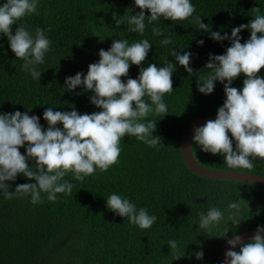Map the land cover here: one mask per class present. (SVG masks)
Returning <instances> with one entry per match:
<instances>
[{
    "label": "trees",
    "instance_id": "1",
    "mask_svg": "<svg viewBox=\"0 0 264 264\" xmlns=\"http://www.w3.org/2000/svg\"><path fill=\"white\" fill-rule=\"evenodd\" d=\"M5 2L0 0V5ZM190 2L196 9L191 18L175 22L161 18L152 23L146 18L141 35L128 31L127 18L140 12L134 0H38L37 12L18 21L12 31L14 34L21 24L33 34L41 28L51 40L44 63L37 66L42 71L39 80L21 67L23 61L15 57L7 37L0 33V114L27 112L40 118L44 130L48 127L43 119L47 107L53 111L74 108L79 114L101 110L90 103L93 93L84 92L83 86L66 91L65 79L77 72L86 75L88 65L98 62L99 51H107L114 40L127 39L131 45L147 39L152 44L146 61L131 65L128 76L121 78L124 82L137 78L139 68L148 64L164 67L166 60L176 64L170 50L191 52L193 69L188 74L176 65L174 90L163 97L168 114H150L143 121H157L153 135L160 137L163 145L153 148L125 136L118 164L103 173L97 170L83 181L69 174L64 179L74 185L72 194H57L55 202L48 201L46 194H42L44 202L40 204L31 203L30 196L9 200L0 190V264H221V249L226 242L222 233L230 203L241 204L239 226L233 228L228 223L236 235L264 226L263 187L202 178L188 169L180 154L181 137L188 125L198 117L216 115L225 100L221 82H215L214 91L204 95L197 90V81L210 72L204 68L209 55L224 54L231 42L212 40L210 32L199 30L195 18L200 16L211 32L230 36L234 27L254 18L252 8L259 7L264 15V0ZM144 11L148 15V10ZM153 27L164 34L153 35ZM239 35L244 43L250 30L244 29ZM166 37L173 43L161 44ZM198 40H203V45L198 46ZM258 75L264 78L263 68ZM244 79L241 74L231 86L241 89ZM25 147L19 149L21 154ZM192 154L208 169L247 172L229 169L221 155L205 153L194 142ZM253 164L251 173L264 176V161L256 158ZM34 182L18 175L7 183L9 191L14 192L17 185ZM113 193L128 199L137 209L145 208L149 215L157 216V221L147 230L130 224L126 217L107 208L106 200ZM211 207L225 215L219 227L206 232L199 228L198 213L206 214ZM233 231L227 238H232ZM171 240L179 242L184 257L173 260L175 252L168 246ZM198 251L204 253L199 260L195 257Z\"/></svg>",
    "mask_w": 264,
    "mask_h": 264
},
{
    "label": "clouds",
    "instance_id": "2",
    "mask_svg": "<svg viewBox=\"0 0 264 264\" xmlns=\"http://www.w3.org/2000/svg\"><path fill=\"white\" fill-rule=\"evenodd\" d=\"M134 4L140 12L127 18L128 31L141 35L145 31L146 18L148 23L161 18L185 21L196 11L190 0H134ZM37 8L38 0H6L0 5V33L7 37L15 57L23 61L21 67L33 79L39 80L42 71L37 66L44 63L51 40L41 28L35 29L33 34L21 24L16 26L14 34L12 31L13 25L36 13ZM128 10L132 12V9ZM144 10H148V15ZM252 13L254 18L234 27L230 36L211 32L210 25L202 23L200 16L195 18L199 30L210 32L212 40H229L231 45L224 54L209 55L204 68L210 72L197 81V90L204 95L214 91L215 82H221L225 100L217 109L215 120L194 128L193 142L205 153L221 155L229 169L246 170L247 173L254 169L253 159L264 161V78L258 75L264 68V15L260 14L259 7L252 8ZM244 29L250 30V36L241 43L239 33ZM152 33L156 36L164 34L159 27H153ZM172 43L169 37L161 41L163 45ZM203 43V40L197 41L198 46ZM151 45L147 39L131 45L127 39L114 40L107 51H99L98 62L88 65L86 75L77 72L66 77V91L83 86L84 92L93 93L90 103L101 109L98 112L79 114L74 108L53 111L52 107H47L43 112L48 125L46 130L39 123V117L27 112L0 114V190L6 199L30 196L31 203L40 204L44 202L42 194H46L50 202L57 200V194L71 195L74 185L64 178L71 174L76 181H83L85 177L95 175L97 170L103 173L118 164L120 145L125 136L135 137L153 148L163 145L162 139L153 135L157 121H143L150 114L162 117L168 114L163 97L174 90L172 75L177 64L188 74L193 73L190 67L192 53L170 50L169 55L175 57L176 64L168 60L164 67L148 64L139 68L137 78L122 81V77L128 76L131 65L140 66L146 61ZM241 74L245 77L243 87H232ZM58 124L62 128L57 127ZM21 147H25L24 154L19 151ZM30 160L34 164L30 165ZM18 175L35 182L19 184L14 192H10L7 182L14 181ZM106 202L110 211L126 217L130 224L142 230L150 229L157 221V216L149 215L145 208L137 209L135 204L118 194L109 195ZM240 208V202L228 205L222 238L226 239L229 250L225 252L223 264H264V226H258L246 243H242V238L228 227L229 222L233 228L239 226L242 221ZM198 215L199 228L212 232L219 227L225 214L219 208L211 207L206 214L199 212ZM229 231H233L232 238H227ZM178 243L176 240L168 242L175 252L173 260L185 256ZM237 245H240L238 252L231 250ZM203 255V251L195 253L198 260Z\"/></svg>",
    "mask_w": 264,
    "mask_h": 264
},
{
    "label": "water",
    "instance_id": "3",
    "mask_svg": "<svg viewBox=\"0 0 264 264\" xmlns=\"http://www.w3.org/2000/svg\"><path fill=\"white\" fill-rule=\"evenodd\" d=\"M264 69V68H263ZM216 115L203 116L194 119L186 128L183 133L180 141V154L184 164L191 170L194 174L214 181H235L240 183H248L257 185L264 188V176L247 173V172H238L232 170H212L201 166L192 154V142L194 136V128L203 126L208 120H215ZM191 146V147H190ZM256 230H247L239 235L242 240V243L249 242L255 233ZM240 245H237L236 248L231 249L233 251L239 250ZM229 250V245L227 241L224 243L221 249L220 263L223 264L225 258V252Z\"/></svg>",
    "mask_w": 264,
    "mask_h": 264
}]
</instances>
